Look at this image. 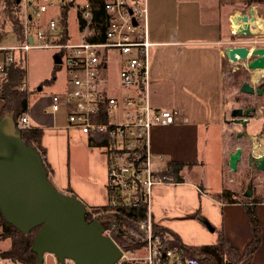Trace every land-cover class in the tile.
I'll list each match as a JSON object with an SVG mask.
<instances>
[{"label":"built area","instance_id":"built-area-1","mask_svg":"<svg viewBox=\"0 0 264 264\" xmlns=\"http://www.w3.org/2000/svg\"><path fill=\"white\" fill-rule=\"evenodd\" d=\"M54 1L34 5L22 0L24 40L11 46L0 42V73L18 58L25 64L26 52L31 46L60 49V59L64 58L71 73L70 85L62 92L51 95L49 107L52 113L63 107L65 126L80 130L94 145L106 150L107 202L101 208H87L85 216L88 215L90 220L97 219L103 233L120 248L121 255L113 264H201L196 255L186 254L185 249L175 242L172 233L162 230L150 211L152 187L171 181L152 167L148 133L154 125L172 124L174 112L155 110L148 100L153 43L148 37L146 0H103L106 13L103 39L89 41L86 35L75 43L61 41L66 38V33L63 37L62 28H58L53 18L48 20L46 32L40 29L31 32V16L38 17ZM92 15L90 4L85 3V30L89 28L93 31L90 27ZM2 29L0 19V40ZM29 35L32 42L28 40ZM35 40L39 42L34 44ZM52 40L57 43H50ZM111 52L122 55L117 61L121 85L119 93L111 90L107 78H101L100 73L106 68ZM24 87H27L26 84L21 85V89ZM16 124L18 128L31 127L27 114ZM115 235L124 239L126 245L120 246L113 238ZM3 240L0 235V242ZM5 249L0 246V264H27L5 256ZM46 255L56 260L46 253L44 261ZM56 264L74 262L65 259L63 263L56 260Z\"/></svg>","mask_w":264,"mask_h":264},{"label":"crops","instance_id":"crops-1","mask_svg":"<svg viewBox=\"0 0 264 264\" xmlns=\"http://www.w3.org/2000/svg\"><path fill=\"white\" fill-rule=\"evenodd\" d=\"M26 1L36 5L34 0ZM262 2L264 0H146L148 37L153 43L148 100L155 110L174 112L172 124L154 125L149 130L152 167L162 173L170 162L185 164L178 173L182 181H171L175 183L170 185L203 190L210 184L208 166L214 168L216 178L224 177L229 171L226 162L232 149L224 129L222 50L231 31L230 19L251 12V7L252 13L258 15ZM33 23L31 20L32 28ZM1 40L6 43L8 39ZM113 86V92H121L120 86ZM1 104L0 100V107ZM46 109H31L28 104L29 124L41 130L70 129L65 126V116L57 115L60 109L55 113ZM43 144L42 158L49 178H54L53 158L48 145L44 141ZM193 169L200 172L195 181H188ZM155 193L160 195L161 191ZM213 201L220 208L219 230L232 246L243 250L252 238V231L242 204L216 198ZM255 204L261 241L250 264H264V199Z\"/></svg>","mask_w":264,"mask_h":264},{"label":"rangeland","instance_id":"rangeland-1","mask_svg":"<svg viewBox=\"0 0 264 264\" xmlns=\"http://www.w3.org/2000/svg\"><path fill=\"white\" fill-rule=\"evenodd\" d=\"M48 0H34L35 4H46ZM22 2V0H21ZM73 2L72 5H69ZM63 3L67 4L66 10V38L69 43L79 42L84 36L93 33L92 30L80 29V20L83 19V6L90 4V0H55L53 4L47 5L45 11L33 19L31 32L40 29L47 31V22L53 18L58 28H61V14ZM258 15L264 18V3L259 6ZM8 39L7 42L1 40V44L11 46L16 44V40L9 24L3 26L1 39ZM39 41L35 40L34 44ZM50 43H57L55 40ZM224 45H243L247 48L264 47V34L253 32L250 35H237L229 31ZM57 47L31 46L26 52V86L29 91L28 104L30 108L41 110L50 102L52 94L60 93L70 85L71 73H69L64 58L60 63L54 62V55L59 53ZM122 55L111 52L107 59L106 68L101 70V78H107L109 86L120 85L117 75V61ZM245 61L223 60V112L224 129L226 140L232 150L236 146L242 147L241 159L235 171L229 168L224 177L216 178L214 168L208 166L209 187L198 191L190 186L170 185L169 182L162 185H154L150 195V211L153 220L166 232L176 234L184 245L194 249H199L203 245H213L216 242L217 233L220 229V208L213 201L214 198L224 201L225 196L220 194L223 188L232 190V196L237 200L244 197L251 199H264V176L263 174H249L250 169L246 164L247 154L253 151L254 155L264 152V111L249 120L247 132L254 138L249 140L246 136L236 137L241 130L237 123L229 120L233 108L244 107L248 101H254L252 95L241 92L239 87L245 80L254 85L260 80L264 73H259L258 69H248ZM253 76L254 79L251 77ZM264 99V97H263ZM261 101V100H259ZM50 105V104H49ZM153 108V107H152ZM46 109V110H47ZM65 116L63 107L58 111V116ZM56 115V116H57ZM57 119V118H56ZM59 123V119H57ZM66 122V116H65ZM43 141L48 145L49 152L53 158V171L55 177H50L51 182L62 192L72 194L82 201L87 208H101L107 202V167L108 158L104 147L90 144L86 134L78 129L48 130L43 129L41 135ZM216 157V156H215ZM216 160V158H215ZM216 163V162H215ZM228 167V166H227ZM194 170V169H193ZM200 169H195L188 181H195ZM259 173V172H257ZM261 175V176H260ZM260 176V177H259ZM190 179V180H189ZM172 181V179H170ZM250 185V186H249ZM219 187H221L219 190ZM161 191L158 195L156 192ZM249 190L250 195L244 196V191ZM206 220L207 226L202 220ZM173 235V234H172ZM9 240L6 238L0 242L1 248H6ZM43 264H56L49 255H46Z\"/></svg>","mask_w":264,"mask_h":264},{"label":"water","instance_id":"water-1","mask_svg":"<svg viewBox=\"0 0 264 264\" xmlns=\"http://www.w3.org/2000/svg\"><path fill=\"white\" fill-rule=\"evenodd\" d=\"M250 9L251 12L241 13L233 19L235 23H242L235 34L252 33L250 24L255 18L253 7ZM65 32L62 27L63 37ZM28 40L32 42L31 35ZM222 53L228 61L246 60L248 69H264V47L227 45ZM54 62H61L59 53L54 55ZM239 90L258 94L262 91L261 87H255L246 80ZM254 111V107L233 108V121L241 126L236 137L254 138L247 132V124ZM241 155V146L228 153L226 163L231 171L236 170ZM249 155L255 162L264 164V152L254 155L250 151ZM245 195H250L249 190ZM0 214L5 222L22 234L37 227L30 248L35 253L36 264L44 263L46 253L53 255L59 263L70 259L74 264H113L121 255L117 244L103 233L100 222L97 219L86 220L85 204L72 194L60 191L51 182L39 150L23 140L11 113L0 116ZM201 220L209 226L206 220Z\"/></svg>","mask_w":264,"mask_h":264},{"label":"trees","instance_id":"trees-1","mask_svg":"<svg viewBox=\"0 0 264 264\" xmlns=\"http://www.w3.org/2000/svg\"><path fill=\"white\" fill-rule=\"evenodd\" d=\"M90 6L93 14L90 27L93 28V33L87 36V40L100 41L104 37L106 22L103 0H90ZM20 9L21 0H0V19L2 21V27L9 24L16 43H22L24 40L23 20ZM66 10L67 4L63 3L60 11L61 28H65L66 26ZM33 19L34 17L31 16L30 20ZM83 27L84 20L81 19L80 29H83ZM64 40L65 39L61 41ZM22 84H26V67L24 62L18 58L0 73V100L2 102L0 116L4 113H11L15 120L18 121L23 115L27 114L29 91L27 87L21 89ZM18 129L21 132L23 140L35 146L39 150L41 156H43L44 149L41 147L40 143L42 135L41 128L31 126ZM88 140L90 144H93L90 138ZM183 165H185L183 162H170L162 174L166 177H171L172 181H182L178 173ZM220 194L225 196L224 200L228 202H240L244 208L247 221L252 231V238L243 250L232 246L221 230L218 231L216 242L213 245H203L199 249L184 245L176 234L171 233L174 236L175 242H178V245H181L185 249L186 254L196 255L200 259L201 264H250L253 254L261 241L260 225L255 204L259 200L249 197H244L241 201L237 200L232 196V190L227 188H223ZM85 218L87 221H91L88 215H86ZM36 230L37 227L33 228L27 234H22L12 225L5 222L0 214L1 238H8L9 240V245L3 251V254L13 260L27 264H36L35 253L30 249ZM162 230H165V228L162 227ZM113 238L120 246L126 245V241L121 237L115 235Z\"/></svg>","mask_w":264,"mask_h":264},{"label":"flooded vegetation","instance_id":"flooded-vegetation-1","mask_svg":"<svg viewBox=\"0 0 264 264\" xmlns=\"http://www.w3.org/2000/svg\"><path fill=\"white\" fill-rule=\"evenodd\" d=\"M246 81H250V79H248V80H246ZM255 87H261V89H262V91H261V93H257V92H253V93H247V94H249V95H252V96H254V98H255V100L254 101H248L245 105H244V107H240V108H242V109H245V108H247V107H254V109H255V111L252 113V115H251V117H250V119H252L253 117H255L257 114H259V113H263V111H264V99H263V97H264V84H262V78L260 79V80H258L257 81V84H255ZM259 100H261V101H259ZM233 110V109H232ZM231 110V111H232ZM231 113V112H230ZM232 116V115H231ZM229 120H232V122L233 123H236V122H234L233 121V117H231ZM237 124H239V123H237ZM240 125V124H239ZM241 127V126H240ZM263 153V152H262ZM246 164H247V166L249 167V169H250V172H249V174L251 175H253V173H255V175L257 174V176L259 175V174H263V176H264V169L262 168L263 166H264V164L263 163H260V162H255L251 157H250V155H249V152H248V154H247V158H246ZM257 172H259V173H257ZM255 175H253V178H254V176ZM261 176V175H260ZM259 176V177H260ZM250 186V185H249ZM262 191H264V188L262 189ZM247 193V190L246 191H244V196H246L245 194ZM86 210H87V207H86Z\"/></svg>","mask_w":264,"mask_h":264},{"label":"bare ground","instance_id":"bare-ground-1","mask_svg":"<svg viewBox=\"0 0 264 264\" xmlns=\"http://www.w3.org/2000/svg\"><path fill=\"white\" fill-rule=\"evenodd\" d=\"M254 18H255V20L250 24L251 25V32L252 33L253 32H255V33L260 32V33L264 34V18L257 15V14H254ZM233 19L234 18L232 17L230 27H231L232 31L235 30L234 32H236L239 25H238V23H235ZM257 71L259 73H264V69H258ZM251 78L254 79L253 76Z\"/></svg>","mask_w":264,"mask_h":264}]
</instances>
